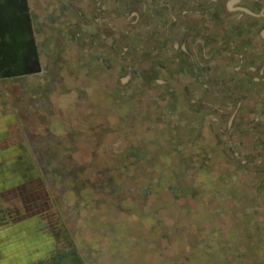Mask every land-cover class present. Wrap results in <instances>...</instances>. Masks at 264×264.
I'll return each instance as SVG.
<instances>
[{"label":"rangeland","instance_id":"obj_1","mask_svg":"<svg viewBox=\"0 0 264 264\" xmlns=\"http://www.w3.org/2000/svg\"><path fill=\"white\" fill-rule=\"evenodd\" d=\"M26 1L25 8L24 0H0V74L5 78L3 81L0 78V105L11 113V141H20L25 146L27 166L26 180L21 189L15 188L3 195L0 229L22 218L34 215L42 218L43 239L51 238L54 245L52 249L44 250L37 262L29 264H150L152 255H145L136 263L135 258L155 251L151 250L154 246L139 245L140 249H134L136 246L130 242L131 236L114 235L112 223L105 219L115 221V213L107 216V207L95 214L97 226L102 229L95 232L93 214L95 209L110 202L109 197L95 200L92 193L91 196L88 192L83 193L76 202L78 206L71 210L70 192H64L55 202L47 176L54 175L56 171L57 159L54 160V156L57 157V152L61 159L70 157V164L84 172L85 168L101 169L113 164L114 170L118 165L115 171L120 174L125 172V177L118 174L119 179L130 181L135 176L141 183L143 179L140 176L150 174V183H159L157 188L164 191L163 195H153L144 208H153L154 223L145 226L138 219L124 220L126 226L133 229L131 234L135 235L132 237L138 235L137 243L145 238L141 237L142 232L161 227L156 250L166 257L167 263L164 264H181L186 256V251L171 255L172 245L169 244L170 233L175 229L177 219H181L182 210L187 211L183 219H191L192 214L195 219H213L219 229L217 234L225 235L223 226L236 223L235 219L231 220L235 208H246L249 214L256 212L254 221L258 219L260 228L264 229V198L256 194L261 180L250 170L236 166L222 153L207 126L209 112L196 113L187 101L180 98L176 105L182 106L189 117L200 121L199 125L190 128V121L183 126L182 132L179 130L180 133L168 131L162 126L152 131L154 136L150 138V127L144 121L145 107L140 102L133 97L116 101L110 93L115 91L106 86L108 91L100 85V81L86 85L85 82L90 80L86 76L88 69L96 67L99 73L105 70L95 56H90L88 60L77 48L72 49L68 45L69 39L65 36L68 20L63 19V14L70 10L55 9L52 1ZM24 25L25 30L22 28ZM37 65L42 68L40 71ZM147 89L144 93L148 92ZM162 89L157 86L159 95L165 94ZM156 118L152 115L150 121L156 122ZM148 124L151 126L152 123ZM189 129H194L192 133L195 135L188 136ZM95 141L114 144L108 150L97 147ZM118 158L126 161L124 163H128L129 167L123 169ZM215 193L226 199L230 195L233 205L226 209L212 206L210 211L204 202L200 203L203 199L210 200ZM185 194L190 197L189 203ZM90 198L95 202L93 211H90ZM100 201L105 202L101 205ZM112 203L123 209L118 201L113 200ZM59 205L68 219H62ZM127 210L135 212L133 207ZM143 213L148 215L147 211L138 214ZM59 217L65 223V232L57 220ZM162 220L167 221L161 224ZM185 229L181 227L180 231ZM236 232L239 236L240 232ZM206 238H201L200 250L206 251ZM234 246V252L229 253L232 264H253L250 256L245 258V253L235 256L236 251L245 246L236 241Z\"/></svg>","mask_w":264,"mask_h":264},{"label":"flooded vegetation","instance_id":"obj_2","mask_svg":"<svg viewBox=\"0 0 264 264\" xmlns=\"http://www.w3.org/2000/svg\"><path fill=\"white\" fill-rule=\"evenodd\" d=\"M47 1L70 10V48L95 56L124 88L151 81L148 93L162 87L209 112L222 153L264 184V0ZM179 107L184 123L199 125Z\"/></svg>","mask_w":264,"mask_h":264},{"label":"trees","instance_id":"obj_3","mask_svg":"<svg viewBox=\"0 0 264 264\" xmlns=\"http://www.w3.org/2000/svg\"><path fill=\"white\" fill-rule=\"evenodd\" d=\"M68 39L69 38L67 37V40ZM68 45L70 46V40L68 42ZM41 55L42 54L40 53V56ZM104 70L105 71L102 70L103 72L99 73L96 67L88 69V73L86 74V76H88V79L90 80L85 82L86 85L91 86L92 84H96L95 81H100V85H102L104 88H106L107 86V88H109L111 91H115V93H110H112L116 97V101H119L120 98L125 99L133 97L137 100L138 103L140 102L145 107L143 111V114L145 116L144 121L152 123L151 126L150 124L146 123L147 126L150 127L148 130L150 132L148 133V136L152 135L150 136V138H153L154 136L152 134V131H157L159 130L158 128H161L162 126H164L166 130L171 132L180 133L179 130L182 132L183 126H185L188 121L187 123H184L182 112L179 110L180 107L179 105H176V103L178 102L176 98L167 96L165 94L159 95L158 91L155 93H144V90L151 86V81L147 80L140 81V84L138 83L137 85H131L127 88H124L117 82L116 78L113 76L114 74L112 73V71H110V69L106 70V68L104 67ZM0 76V78H2V81L3 79L5 80L4 75L0 74ZM149 102H151V104ZM152 115H156V122L150 121ZM195 127L196 123H192L190 128ZM102 128L104 127H101V129ZM105 128L107 127L105 126ZM192 130L194 129H189L188 136L195 135L194 133H192ZM96 143L98 144L96 145L97 147H106L108 148V150L114 144V142L112 144L111 142L104 141H99ZM56 147L58 146L56 145ZM55 151L57 152V148ZM58 153L59 152L56 153V158L54 156V160L57 159L56 171L54 175L48 174L47 176L49 185L51 187L50 191L54 196L55 202H57V200L60 198V195H63L64 192H70V210L73 207L78 206V203L76 202L80 197H82L83 193L86 194L88 192V196H91L90 193H92L95 200L102 197L111 198L109 203L107 202L104 204L106 200L100 201L101 205H104L97 210L95 209V212L93 214V225L94 229L96 230L95 232L98 233L102 230L97 226L98 222L95 219V214L99 212L103 207H107V216L109 214L115 213V221L111 222L108 221V219H105L106 222L112 223L111 228L114 231V235H121L126 238L131 236L130 242L133 243V246H136L134 249H140L138 248L139 245L143 247L154 246L153 249L150 248L151 250H155L152 252L148 251L143 253L144 251L140 250L143 254L139 255L137 259L135 258V263L144 258L145 255H152V261L150 262V264H164V262H166V257L163 256L161 251H159L158 249L156 250V243L160 240L158 232L161 230V227L156 226V230L154 231H152L151 229L145 230V232H142L140 234L142 235L141 237H145L144 240L140 243H137L136 238L138 237V235H136V238L134 236L132 237V235H135L131 234L133 232V229L126 226L127 223L124 220L131 218L138 219V221L143 222L145 226L154 223L155 218L153 216V208L149 205L148 206L150 210L144 208L146 206V202H148V200H150L153 195H163L164 191L157 188L159 187V183H156L155 181L150 183V180L152 178L150 174L141 175L140 177L141 179H143L141 183L138 179H136L135 176L130 181L119 179L117 178V176L120 173H118V171H115L116 168L118 169V165L115 166L114 170L112 168L114 166L113 164H107V167L101 169L99 167L85 168L84 172V170H79L76 168V166L72 165L73 163L70 164V157L67 156L61 159ZM118 162H120L119 165H122V168L129 167L128 163H124L126 161L123 162V160H120V158H118ZM86 172H90L91 174L88 175L86 174ZM123 172L124 171H121L120 175H125V172ZM263 191L264 184L261 181L260 187H258L256 192L259 198H264ZM211 192H213V190ZM189 198L190 197L186 195L185 199L187 203L191 201ZM90 199L92 200V198ZM111 200L118 201L120 207H123V209H120L117 204H113ZM140 200L143 201L142 204L138 203V201ZM202 202L207 205L210 211L213 209V207H224V209H226V207L233 205V199L230 195H228L226 199V197L222 195L221 197L216 196V193L212 194L210 200L205 201V199H203V201H200V203L203 204ZM89 203L90 208L92 209L90 211H93L95 202H93L92 200L89 201ZM132 207L135 209V212L130 213L131 211L129 212L127 209ZM145 210L147 211L148 215H146V213H143V215L138 214L140 212H146ZM245 210L246 208H235V214H232L233 217L231 220L234 221L235 219L236 223L232 222V226H223L224 230L226 229L225 235L221 233L217 234L219 229L216 228V222L213 221V219H195L194 214H192L191 219H183L186 210H182L180 215L181 219H177L175 229L172 233H170V236L168 235L170 240L169 244L172 245L170 254L175 255L177 252V254H180L181 251H186V256L182 258L183 263L181 264H232L231 256L229 255V253L234 252L233 248L235 247L234 245L236 241V243L245 247L238 249L235 253V256H243L245 253V258L246 256H250V258H252L253 264H264V229L260 228L258 219L254 221L255 217L253 215H255L256 212L254 214H249V211L246 210L245 212ZM59 211L61 214H63L62 219H68V216H66L64 213V209L60 205ZM60 213L59 215H61ZM62 219L61 217H59V219L57 220L61 222V229L65 232L66 227ZM167 220L170 221V219ZM162 221L163 222H161V224L166 222L164 220ZM206 223H208V225H206ZM181 227L186 228L187 230L185 229L183 232H181ZM236 231H238V233L240 232L239 236H237ZM95 237L98 238L97 234L95 235ZM203 237H207L206 251L200 250L199 247V243L201 242V238L203 239ZM232 240L234 241V243ZM140 251L138 250V252ZM188 251H190L189 254ZM172 264L177 263L172 262Z\"/></svg>","mask_w":264,"mask_h":264},{"label":"crops","instance_id":"obj_4","mask_svg":"<svg viewBox=\"0 0 264 264\" xmlns=\"http://www.w3.org/2000/svg\"><path fill=\"white\" fill-rule=\"evenodd\" d=\"M12 122L10 111L0 105V203L4 193L21 189L27 176L26 149L20 141L12 143L9 133ZM41 219L34 215L0 229V264L34 263L44 254V250L52 249L54 241L51 238L43 239Z\"/></svg>","mask_w":264,"mask_h":264},{"label":"bare ground","instance_id":"obj_5","mask_svg":"<svg viewBox=\"0 0 264 264\" xmlns=\"http://www.w3.org/2000/svg\"><path fill=\"white\" fill-rule=\"evenodd\" d=\"M223 225V224H222Z\"/></svg>","mask_w":264,"mask_h":264}]
</instances>
